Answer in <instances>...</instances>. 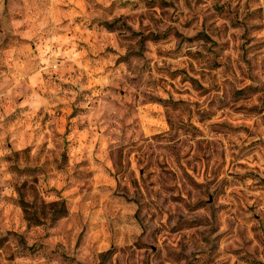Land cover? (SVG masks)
<instances>
[{
  "label": "rangeland",
  "instance_id": "1",
  "mask_svg": "<svg viewBox=\"0 0 264 264\" xmlns=\"http://www.w3.org/2000/svg\"><path fill=\"white\" fill-rule=\"evenodd\" d=\"M0 264H264V0H0Z\"/></svg>",
  "mask_w": 264,
  "mask_h": 264
}]
</instances>
